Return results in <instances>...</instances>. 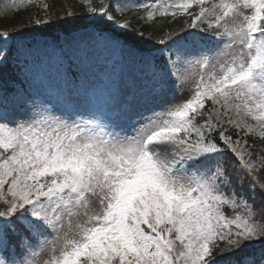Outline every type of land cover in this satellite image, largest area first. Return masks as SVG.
Returning a JSON list of instances; mask_svg holds the SVG:
<instances>
[{
    "label": "snow or ice",
    "instance_id": "6c2138e0",
    "mask_svg": "<svg viewBox=\"0 0 264 264\" xmlns=\"http://www.w3.org/2000/svg\"><path fill=\"white\" fill-rule=\"evenodd\" d=\"M0 264H264V0L0 10Z\"/></svg>",
    "mask_w": 264,
    "mask_h": 264
},
{
    "label": "trees",
    "instance_id": "16d2710c",
    "mask_svg": "<svg viewBox=\"0 0 264 264\" xmlns=\"http://www.w3.org/2000/svg\"><path fill=\"white\" fill-rule=\"evenodd\" d=\"M48 3L52 4L57 10L71 6L74 9L78 8V0H47ZM134 2H142V0H135ZM4 7H2L3 9ZM32 8H29L28 11H24L23 9L20 11L19 15L16 16V20L20 19H27V16L30 14V10ZM14 21H4L5 24L7 23H13ZM251 142V141H250ZM258 206H259V199L257 201Z\"/></svg>",
    "mask_w": 264,
    "mask_h": 264
},
{
    "label": "rangeland",
    "instance_id": "374dc122",
    "mask_svg": "<svg viewBox=\"0 0 264 264\" xmlns=\"http://www.w3.org/2000/svg\"><path fill=\"white\" fill-rule=\"evenodd\" d=\"M13 2H14V0H0V10H2V7H5V6H7V5H9V4L13 3ZM36 11H38V9L32 8L30 10V13H33V12H36Z\"/></svg>",
    "mask_w": 264,
    "mask_h": 264
}]
</instances>
